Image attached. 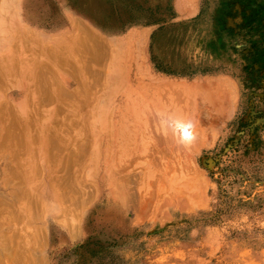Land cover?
Wrapping results in <instances>:
<instances>
[{
    "label": "rangeland",
    "instance_id": "1",
    "mask_svg": "<svg viewBox=\"0 0 264 264\" xmlns=\"http://www.w3.org/2000/svg\"><path fill=\"white\" fill-rule=\"evenodd\" d=\"M0 8L6 97L88 191L51 202L44 264H264V0ZM168 116L193 122L191 145L175 149Z\"/></svg>",
    "mask_w": 264,
    "mask_h": 264
},
{
    "label": "bare ground",
    "instance_id": "2",
    "mask_svg": "<svg viewBox=\"0 0 264 264\" xmlns=\"http://www.w3.org/2000/svg\"><path fill=\"white\" fill-rule=\"evenodd\" d=\"M3 1L4 0H0V7L3 4ZM0 14H1V8H0ZM72 24L76 25L74 20H73ZM93 39H95V37ZM92 41H95V40H92ZM97 41H95L96 43L93 42V44H95V46H97ZM90 50L92 51L91 47H90ZM97 53H99V52H97ZM91 55H93V54H91ZM1 59H0V64L2 61ZM74 72L76 73L78 71H74ZM39 77H40V75H39ZM42 79H40V80H42ZM40 80H39V83H40ZM44 82H45L44 80L41 81V83L43 85L46 84L47 86H49L47 84V82H45V84H44ZM41 83H40V85H41ZM43 85H41V87L44 89L46 87V85H45V87ZM42 88L39 87V89L41 91H43ZM44 90H46V88ZM6 93H7L6 89L3 87V84L0 83V264H35V260L39 264H44V262L42 260L43 257H41V256H42V252H43V250L47 244V222H48L47 219L50 215L49 212L51 209V204H52L51 202L57 201L59 204V208H60L61 212H64L67 208L66 204H68L67 203L68 194L70 193V191L68 190V186L71 188L73 186V188L76 189L73 192L72 191L71 192L73 193L74 196L76 193L79 194V197H81V199L79 200L80 203L87 200L84 198V196L88 195V191L86 189L85 184L81 185V188H78V189L76 186H74V184H72V186H70V184L72 182H69L68 180L66 181L67 178L68 179L70 178V176L67 177V175L69 174L68 172H66L67 170L65 171V169H67V168H65L63 170L64 171V173H63L64 179H63L61 175L56 174V172L58 170H60V168L58 170H55V168H53V166H51V167L49 166L51 161H52V158H51V161L48 158H49V156L51 157L52 154L50 155L49 152H48L49 154L48 153L46 154L47 151L45 152V150H46V148L48 150L51 147L50 146L48 148L49 145H52L53 143L55 145V142H57V141H55L56 137L53 139V136H56L57 134L54 135V131L51 132L52 129H51V131H49L50 129L48 127H50V126H48V127L46 126L49 130L44 129L42 131L44 134L43 133L39 134L38 132H36V130H37L35 128L36 125L33 127L31 126L33 123H35L34 118H33L34 115L30 114L33 116L32 118H31V116H29V117L20 116V114L18 113V106L16 105L15 102H11L8 99V97H6ZM46 95H48V93H46ZM48 96L49 97L46 96V98H43V99L47 100V98H50V100L52 101V99H51L52 96H50V95H48ZM14 103H15V105H14ZM87 105H89V104H87ZM35 115H36V113H35ZM37 116H39V115H37ZM54 116H56V115H54ZM157 116H159V115H157ZM159 118H160V116H159ZM52 121L54 122V120H52ZM152 121L154 124V119ZM36 122H37V120H36ZM149 122H150V120H149ZM79 123H81V122H79ZM147 124H149V123H147ZM31 127L35 128V129L32 130ZM159 137H158V139H160ZM59 139L60 138H57V140H59ZM158 139H155V140H158ZM161 139L163 141V138H161ZM71 141L73 142V140H71ZM157 142H159V141H157ZM65 143L68 144L69 142L68 143L65 142ZM159 143H158V146H159ZM76 144H77V142H76ZM160 144H162V143H160ZM163 144H164V142H163ZM179 145L180 144H177L175 146L176 150H179V148H180ZM56 146H58V145H56ZM69 146H70V144H69ZM72 146H73V144H72ZM155 146H156V144H155ZM75 148H78V147L76 146ZM158 148L160 149V147H158ZM79 149H80V147H79ZM159 149H157V150H159ZM165 149H167V148H165ZM159 151H161V150H159ZM47 155H49V156H47ZM66 161H68V160H66ZM125 162L126 161H124V163ZM129 162H131V160ZM127 163H125V166L127 165ZM131 164H133V162ZM131 164H129V166L128 165L127 166L131 167L132 166ZM65 166L66 165H64V167ZM60 167H62V166H60ZM126 167L125 168L122 167V170L125 171ZM61 169H63V168H61ZM116 173H118V172H116ZM120 173L121 172L119 169V174ZM132 174H133V172H132ZM129 175L130 174H124L122 178L127 179V177ZM59 176L62 179H58ZM120 177L121 176H119V178ZM130 177H133V175ZM119 178H117V179H119ZM67 183H70V184H68V186H66ZM130 190H133V188L128 187L126 190L127 193L130 192ZM74 196L72 197L73 200H75ZM79 197H78V199H79ZM132 208H133V206H132ZM76 210H78V209L76 208ZM142 210H140V212ZM133 211L136 213L135 208L133 209ZM70 221H72V220H70ZM67 226H68L67 227L68 231L72 232L71 234H73V232L75 234L78 233L76 230L77 229V221L73 220L72 222H69L67 224Z\"/></svg>",
    "mask_w": 264,
    "mask_h": 264
},
{
    "label": "clouds",
    "instance_id": "3",
    "mask_svg": "<svg viewBox=\"0 0 264 264\" xmlns=\"http://www.w3.org/2000/svg\"><path fill=\"white\" fill-rule=\"evenodd\" d=\"M161 126L166 131L170 129L177 138V143L185 147L191 145L196 139L194 132L195 125L191 120H183L168 116L166 119L161 120Z\"/></svg>",
    "mask_w": 264,
    "mask_h": 264
}]
</instances>
